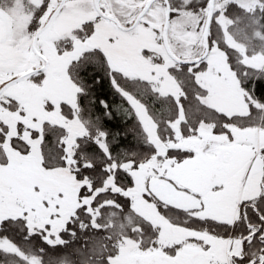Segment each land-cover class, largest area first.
<instances>
[{
  "label": "snow or ice",
  "instance_id": "obj_1",
  "mask_svg": "<svg viewBox=\"0 0 264 264\" xmlns=\"http://www.w3.org/2000/svg\"><path fill=\"white\" fill-rule=\"evenodd\" d=\"M0 264H264V0H0Z\"/></svg>",
  "mask_w": 264,
  "mask_h": 264
}]
</instances>
